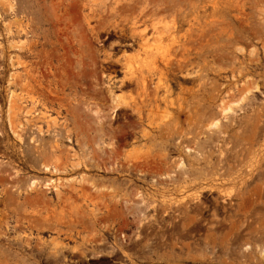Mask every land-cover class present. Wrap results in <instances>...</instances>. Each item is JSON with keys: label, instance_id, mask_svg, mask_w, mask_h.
I'll use <instances>...</instances> for the list:
<instances>
[{"label": "rangeland", "instance_id": "374dc122", "mask_svg": "<svg viewBox=\"0 0 264 264\" xmlns=\"http://www.w3.org/2000/svg\"><path fill=\"white\" fill-rule=\"evenodd\" d=\"M132 1L0 0V264H264V5Z\"/></svg>", "mask_w": 264, "mask_h": 264}, {"label": "bare ground", "instance_id": "6f19581e", "mask_svg": "<svg viewBox=\"0 0 264 264\" xmlns=\"http://www.w3.org/2000/svg\"><path fill=\"white\" fill-rule=\"evenodd\" d=\"M135 1V0H134ZM134 1H132V3L134 2ZM226 0H222V4L225 2ZM135 3H136V1H135ZM257 4L258 5H264V0H257ZM135 6H137V4L136 5H134V7ZM233 6V5H232ZM122 7V6H121ZM123 8V7H122ZM138 7H136V9H137ZM223 8V7H222ZM131 9V8H130ZM140 9V8H139ZM133 11V10H132ZM144 11H146L145 9H142V13H144ZM147 12V11H146ZM117 13V12H116ZM115 13V14H116ZM150 13V12H149ZM149 13H146V14H149ZM133 14H134V12H133ZM145 14V15H146ZM151 14V13H150ZM144 15V16H145ZM128 17V16H127ZM147 17V16H146ZM143 20V19H142ZM145 20V19H144ZM226 33V28H225V26H224V24L223 23H221L220 24V26H219V34L221 35V36H223L224 34ZM218 34V35H219ZM219 35V36H220ZM136 36H139V37H143V34L141 33V34H136L135 36H133V37H136ZM83 39V38H82ZM85 39H83V41H84ZM86 43V42H85ZM84 43V44H85ZM86 46H87V44H86ZM68 63V62H67ZM83 67V66H82ZM35 77V76H34ZM46 78V77H45ZM146 79H144V78H142V81H141V87H143V89H144V92H145V90H148V89H146L147 88V86H146V81H145ZM37 82V81H36ZM42 82V81H41ZM40 83V82H39ZM41 84V83H40ZM35 85H36V83H35ZM65 86V85H64ZM26 89V88H25ZM45 89V90H44ZM65 89V88H64ZM23 90V89H22ZM27 90V89H26ZM31 90V89H30ZM29 90V91H30ZM32 90H35V91H39L40 93H42V95H43V93L44 94H46L47 96H48V98H47V96L45 95V97H46V99H48V101H51L52 103H53V101H55V103H57V104H59L61 101H60V98L58 99V96H55L54 95V93L55 92H52L51 93V91H49V92H45L46 91V88H43V86L42 85H39L38 87H32ZM32 92V91H31ZM34 92V91H33ZM143 92V91H142ZM27 93V92H26ZM87 93V92H86ZM14 94V93H13ZM28 94V93H27ZM32 94V93H31ZM56 94V93H55ZM41 95V94H40ZM56 95H58V94H56ZM55 96V97H54ZM88 96V95H87ZM51 97H53V99L50 98ZM30 98V97H29ZM13 101V100H12ZM67 101V100H66ZM32 102H33V99H32ZM59 102V103H58ZM64 101H62V103H63ZM51 103V104H52ZM61 103V105H63ZM33 105V104H32ZM35 105V104H34ZM45 106H47L48 104H44ZM60 105V104H59ZM61 107V106H60ZM64 108V107H63ZM232 108H229V110L228 111H230ZM67 111V110H66ZM226 112V111H225ZM75 113V112H74ZM78 118V117H77ZM54 121H56V120H54ZM58 122V121H57ZM52 125V124H51ZM48 126V125H47ZM13 129V132H14V134H16L17 135V137L19 138V141H23L24 139H25V137H24V135H22V134H20L18 131H17V127H12ZM48 128H50V127H48ZM90 129V128H89ZM84 130H86V129H84ZM88 130V129H87ZM69 134V133H68ZM85 134V133H84ZM67 135V134H66ZM77 135V134H76ZM88 136V135H87ZM67 137V136H66ZM90 140V139H89ZM79 142L81 141V140H78ZM78 142V143H79ZM93 143V142H92ZM98 142H96V144H97ZM84 144V143H83ZM78 145V144H77ZM82 145V144H81ZM94 145V144H93ZM98 146H99V144H97ZM61 151V147L59 146V144L57 143V140H55L54 142H52L49 146H46V149H45V147H43V150H41L40 152H39V154L40 155H42V156H44L45 157V162H44V164L42 165L43 166V169L40 171V173L41 174H45V175H54V173L55 174H58V173H64V171H68L69 169H65L66 167H68V163H69V161H66V159H64L63 157H58L57 155H56V153L57 152H60ZM45 154V155H44ZM3 157V156H2ZM3 159V158H2ZM68 160V159H67ZM5 163V162H4ZM3 163V164H4ZM2 164V165H3ZM6 164V163H5ZM2 165H1V167H2ZM6 167H7V164L5 165ZM76 166V165H75ZM73 166L72 167V169H77V168H80V165H78V166ZM0 167V169H1V171H0V185L3 187V194H5L6 195V197L8 198V199H11V197H12V194H11V192L7 189V186L6 185H8V184H11L13 181L10 179V177H6V175H10V168L8 169V168H6V167H4V168H1ZM8 167H10V166H8ZM47 172H49V173H47ZM68 172H70V171H68ZM18 179V178H17ZM12 181V182H11ZM15 181V180H14ZM23 182V181H22ZM59 181H55V180H53L52 178L50 179H46V180H41L40 178H38V177H36V178H32L29 182H28V184H21L20 185V181H15L14 182V184H11V186L13 185V188L14 189H16L17 190V192L18 193H22V192H24V191H26V192H40L41 190L44 192V193H46V191H49V190H52V189H55V188H58L59 186H58V183ZM80 185H82V187H84V185L86 184V180L84 179V178H82L81 179V181H79L78 182ZM75 184H69V186L67 187L69 190H70V193H72V194H74L77 190H76V188H74L73 186H74ZM44 188V189H43ZM83 195L85 196V195H87V193H86V191L85 190H83ZM58 196L59 197H61V193H59L58 194ZM37 200H41V198H39V197H37ZM70 210L72 211V212H77V213H79L80 212V207H78V206H75V207H70ZM57 246V245H56ZM56 250V249H55ZM54 255H57V252H54ZM54 255H53V257H54Z\"/></svg>", "mask_w": 264, "mask_h": 264}]
</instances>
